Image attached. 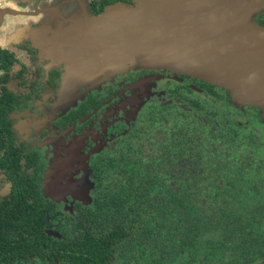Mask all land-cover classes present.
Segmentation results:
<instances>
[{"label": "flooded vegetation", "instance_id": "af4514ba", "mask_svg": "<svg viewBox=\"0 0 264 264\" xmlns=\"http://www.w3.org/2000/svg\"><path fill=\"white\" fill-rule=\"evenodd\" d=\"M41 1L0 0V12L5 11L0 16V264H97L87 260L88 247L80 255L71 243L108 233L94 226L98 212L112 220L123 210L135 235L136 214H144V205L148 216L153 203L163 205L152 192L137 206L146 188L137 171L159 174L164 183L172 171L177 182L218 192L216 198L203 200L198 193L192 200L209 213L232 204L221 198L227 192L251 190L259 196L264 117L256 107L234 104L226 89L201 77L137 66L74 99L73 87L62 89L64 63L37 41L49 9ZM77 1L93 14L118 2L132 4ZM254 19L264 28V10ZM210 140L229 151L222 168L201 167L212 151L205 144ZM71 142L86 154L87 165L69 168L73 174L80 170V181L73 187L61 173V187L45 182L54 175L53 157L65 155ZM162 153L164 169L158 167ZM138 154L158 162L138 170ZM179 156L186 158L181 169L175 168ZM101 264L137 262L112 258Z\"/></svg>", "mask_w": 264, "mask_h": 264}, {"label": "water", "instance_id": "95a60500", "mask_svg": "<svg viewBox=\"0 0 264 264\" xmlns=\"http://www.w3.org/2000/svg\"><path fill=\"white\" fill-rule=\"evenodd\" d=\"M80 7L70 20L59 12L54 27L48 9L40 34L65 65L63 91L84 86L90 70L97 78L140 64L201 77L264 111V28L254 19L264 0H132L98 14Z\"/></svg>", "mask_w": 264, "mask_h": 264}, {"label": "trees", "instance_id": "16d2710c", "mask_svg": "<svg viewBox=\"0 0 264 264\" xmlns=\"http://www.w3.org/2000/svg\"><path fill=\"white\" fill-rule=\"evenodd\" d=\"M205 144L212 151L204 159L205 165L200 164H203L201 167L222 168L221 160L229 152L223 149L225 145L211 140ZM144 157L138 154L134 160L138 170L146 164L155 165L158 162L155 156ZM211 157L213 160H210ZM176 160L175 168L181 169L186 158L179 156ZM194 162L197 163L196 160ZM160 176H144L136 172V177L146 182L145 193L137 196V206L141 207L140 201L144 200L146 193L152 192L158 195L155 199L163 205L156 200L158 205L156 207L153 203V211L149 216L144 205V214H136L135 235L131 230L132 223L123 210L112 220L107 219V212H98L94 226L108 233L95 238L91 236L89 242L80 239L71 245L80 255L88 247L87 260L97 264L106 263L112 258L137 264H264V188L259 196L251 190L232 194L227 192L229 196L221 195V198H228L232 204H225L226 210L215 206L216 213H207L204 208L192 204L194 196L200 193V199L204 200V196L216 198L214 193L218 192L198 190L186 180L177 182L179 179L172 171L165 173V183ZM258 178L264 181V172ZM214 215H217V221L212 219ZM111 244L115 251L109 247Z\"/></svg>", "mask_w": 264, "mask_h": 264}, {"label": "rangeland", "instance_id": "374dc122", "mask_svg": "<svg viewBox=\"0 0 264 264\" xmlns=\"http://www.w3.org/2000/svg\"><path fill=\"white\" fill-rule=\"evenodd\" d=\"M69 2V4H67L66 9L64 10L62 7L64 5V3ZM42 6L48 7L51 11L50 13H48L49 15V26H57V20L58 18L56 17L57 15H59L58 13H62L63 16H65V18L69 19L72 18L74 15H77L79 13V10L81 9L80 4L78 3L77 0H42L41 2ZM255 17V16H254ZM134 66L137 67H143V68H157V69H170L173 70L171 68L168 67H153V66H146V65H140V64H128L124 69H108L105 72H101L99 77L94 78V72L92 70L89 71V77L90 78H86L87 83L84 86H80L79 88H82L81 91L78 93L77 90H75L73 97L74 99L77 98L78 95L82 94L85 90H88L90 88V86H94V85H100L101 83L105 82L106 80H109L111 78H113L114 76H116L118 73H121L127 69H131ZM91 69V68H89ZM173 72H178L177 70H174ZM181 72V71H180ZM232 102L234 104H236V102L232 99ZM238 105H249V104H239ZM253 106V105H250ZM256 107V106H254ZM259 111V113L261 114V116L264 117V111L259 110L258 107H256ZM159 128H162V126L159 125ZM76 141V139H75ZM72 143V142H71ZM74 144H70L69 146V151L65 154V155H60L57 157H53L52 161H51V166H50V170L54 171V175H50L48 174V178L45 179V182H51L54 185V181H57L56 186L57 187H61L62 182L61 178H58L61 173L63 175L64 178V182H70L72 180L73 184L72 186L74 187L78 181H80V175L78 174V172H80L79 169H77V172L73 174V172L69 169L72 166H76L77 168L83 166V165H87L86 161H85V156L83 153L78 152V148L76 146H73ZM154 150V149H153ZM165 153V152H164ZM163 155V153L161 154V156ZM163 161H161L158 164V167L161 169L165 168V154L162 156ZM52 174V173H51ZM57 178V179H56ZM71 186V187H72ZM56 190V191H54ZM59 189H53V194H57ZM61 192V191H60ZM153 194H156L153 192ZM67 201V200H66ZM221 209H225L226 207L225 205H221ZM211 210L207 209V212L209 213ZM217 219V215H215L213 217V220L215 221Z\"/></svg>", "mask_w": 264, "mask_h": 264}, {"label": "crops", "instance_id": "0c3cea01", "mask_svg": "<svg viewBox=\"0 0 264 264\" xmlns=\"http://www.w3.org/2000/svg\"><path fill=\"white\" fill-rule=\"evenodd\" d=\"M41 33H42V32H40V33H39V37H38V35H37L36 38L38 37L37 41L41 42V45L45 47L46 44L42 41V38L40 37V34H41Z\"/></svg>", "mask_w": 264, "mask_h": 264}]
</instances>
